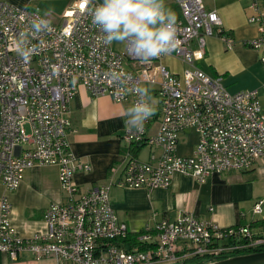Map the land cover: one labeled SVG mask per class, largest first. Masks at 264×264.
Here are the masks:
<instances>
[{"label": "built area", "instance_id": "obj_1", "mask_svg": "<svg viewBox=\"0 0 264 264\" xmlns=\"http://www.w3.org/2000/svg\"><path fill=\"white\" fill-rule=\"evenodd\" d=\"M171 1L180 11V43L169 55L189 65L181 76L159 62L163 56L143 62L126 43L123 52L105 45L83 0L75 1L60 23L52 21L51 30L32 39L36 51L23 62L14 41L37 9L0 0V179L13 190L27 169L55 165L65 198L46 208L45 232L23 237L11 225L10 201L2 197L0 253L17 259L29 252L37 259L52 257L58 264H173L264 250V223L222 227L189 212L132 232L113 209L108 186L94 184L81 191L74 181L77 171L91 167L70 148L68 104L83 86L94 97L108 95L132 106L138 96L121 94L120 85L109 78L112 70L121 68L132 75L129 87L142 82L158 85L155 114L142 131L126 128L123 138L136 148H158L160 155L143 162L127 153L119 186L166 188L175 173L203 182L212 172L248 170L264 163V105L257 90L229 92L221 75L210 76L194 65L204 56L207 36L218 35L229 47L233 38L222 30L217 12L202 0ZM248 1L254 12L247 20L258 25L259 34L244 45L259 49L264 47V0ZM128 62L138 65L139 72ZM154 120L157 127L149 131ZM188 128L195 129L197 142L183 157L176 147L180 133ZM262 205V199L254 203L255 214L261 213Z\"/></svg>", "mask_w": 264, "mask_h": 264}, {"label": "crops", "instance_id": "obj_2", "mask_svg": "<svg viewBox=\"0 0 264 264\" xmlns=\"http://www.w3.org/2000/svg\"><path fill=\"white\" fill-rule=\"evenodd\" d=\"M18 7H30L44 10L55 9L50 18L55 23L62 21V15L77 0H3ZM205 7L215 10L219 16L222 30L233 38L232 46L218 35L205 38L204 56L194 65L210 76L221 75L222 82L231 84L236 77L242 76L250 67L260 66L264 62V47L254 49L244 42L254 39L259 34L257 24L248 22L253 9L248 0H202ZM101 2V0H98ZM166 5L180 17L178 7L166 0ZM113 49L123 52L125 44L112 43ZM192 48H196L193 41ZM168 71L181 76L189 65L178 57L163 56L159 61ZM127 66L139 72L138 65L128 62ZM148 87L152 97H156L158 85L142 82ZM264 105V80L254 84L233 88L253 90ZM157 100L155 101V103ZM129 102H116L108 95L92 96L83 86H78L76 94L68 104L67 116L70 120L67 139L71 150L83 162L90 165L88 171H77L74 181L81 191H88L94 184L109 187L110 201L118 218L124 221L132 232L145 226H154L161 219H175L183 213L213 221L222 227L237 224H250L241 203L242 197L237 185L236 175L231 172H212L203 182L195 178L175 173L166 188L146 189L122 187L118 185L122 170L127 161V153L140 161H149L153 154L160 155V149L147 146L134 147L128 144L123 133L126 130L124 115L130 107ZM157 121H152L149 131H154ZM197 142L195 129L188 128L180 133L176 152L179 156H189ZM264 168V163L257 162L248 170ZM248 170H231L245 171ZM6 197L11 205L10 222L12 227L23 237H31L36 232H45L44 212L52 203L65 200L58 181V168L55 165H35L24 172L18 187L9 190L0 179V199ZM258 200V199H257ZM255 200L254 203L257 201ZM254 205V204H253ZM211 208V210H210ZM259 225L255 226L258 227ZM0 264H58L52 257L35 258L29 252L21 253L17 259L0 253Z\"/></svg>", "mask_w": 264, "mask_h": 264}, {"label": "clouds", "instance_id": "obj_3", "mask_svg": "<svg viewBox=\"0 0 264 264\" xmlns=\"http://www.w3.org/2000/svg\"><path fill=\"white\" fill-rule=\"evenodd\" d=\"M85 12L91 22L103 33V43L127 44L134 55L143 62L169 55L179 47L177 38V16L167 5L166 0H83ZM55 9H37L28 27L20 31L14 41V50L23 62H28L35 53L32 39L52 28ZM109 78L118 83L121 94L135 93L137 101L128 107L124 115L125 127L130 131H142L145 121L156 112L155 100L148 87L136 84L129 87L132 75L123 68L112 70Z\"/></svg>", "mask_w": 264, "mask_h": 264}, {"label": "rangeland", "instance_id": "obj_4", "mask_svg": "<svg viewBox=\"0 0 264 264\" xmlns=\"http://www.w3.org/2000/svg\"><path fill=\"white\" fill-rule=\"evenodd\" d=\"M261 65L264 66V64ZM261 80H264V67L252 66L242 76L236 77L233 83L225 85L226 81H224L223 85L229 92H232L233 88L245 87L256 82L260 83ZM154 100L156 101L157 98L154 97ZM26 130L28 131V127H26ZM225 172H231L228 173L229 175H236L239 191L242 197H246L241 206L247 219L250 221L264 219V205L261 206V213L255 214L253 211L254 201L257 199L264 200V168L256 167L255 170H248L244 173H242L243 171Z\"/></svg>", "mask_w": 264, "mask_h": 264}, {"label": "water", "instance_id": "obj_5", "mask_svg": "<svg viewBox=\"0 0 264 264\" xmlns=\"http://www.w3.org/2000/svg\"><path fill=\"white\" fill-rule=\"evenodd\" d=\"M203 264H264V250L243 254H234L221 259L206 261Z\"/></svg>", "mask_w": 264, "mask_h": 264}, {"label": "trees", "instance_id": "obj_6", "mask_svg": "<svg viewBox=\"0 0 264 264\" xmlns=\"http://www.w3.org/2000/svg\"><path fill=\"white\" fill-rule=\"evenodd\" d=\"M259 223H264V220H256V221L250 223L249 225L252 227H255V226L259 225ZM242 224H244V223H242ZM206 261H210V260L191 258V259H187L186 261L182 262V264H203Z\"/></svg>", "mask_w": 264, "mask_h": 264}]
</instances>
